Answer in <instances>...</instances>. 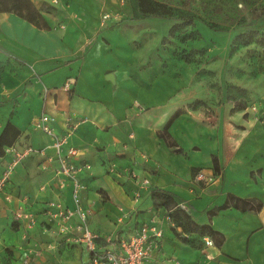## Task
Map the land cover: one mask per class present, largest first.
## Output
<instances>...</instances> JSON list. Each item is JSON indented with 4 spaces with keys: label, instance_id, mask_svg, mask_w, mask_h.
I'll return each mask as SVG.
<instances>
[{
    "label": "rangeland",
    "instance_id": "1",
    "mask_svg": "<svg viewBox=\"0 0 264 264\" xmlns=\"http://www.w3.org/2000/svg\"><path fill=\"white\" fill-rule=\"evenodd\" d=\"M156 1L171 6L172 14L143 15L138 11V0H32L40 9L49 28L41 29L33 24L32 27L0 17V82L3 85V92L7 93V90L15 86L14 80H18L19 71L32 64L28 59L67 52H71L66 54L67 58L80 57L83 55L81 50L91 43L93 32H96L99 26L103 29L108 28L109 31L106 32H130L125 36V43L131 49L132 63L129 70L122 71L120 76L133 83L132 85L125 83L123 86L127 90L123 91L125 96L131 99V103L124 108L125 119L135 122L139 120V115L143 111L158 106L157 110L161 111L158 112L160 122L158 126L162 130L174 111L179 110V115L171 124L179 131L177 135L179 141L174 139L178 146L187 145L195 154L202 148L206 150L209 144L220 145L230 150L247 147L252 150L251 158L264 161V37L252 35L250 42L246 44H242L237 37L238 33L243 31L264 30V0ZM176 23L181 25L172 34L169 33V29ZM103 44L108 45L109 41L104 40ZM66 61L56 59L54 63ZM98 69L97 64H93L89 71L91 85L96 79L93 71ZM68 78L57 87L58 91L62 90L67 94L75 92V83L70 84L67 89L64 88ZM105 78L106 75H103V79ZM84 86V94H91V88L85 84ZM19 90L20 87L11 91L12 93L8 92V97H4L2 104L8 103L7 108L10 109L16 107L19 103V98L16 97L22 93ZM254 103L257 105L256 116ZM36 106L37 103L30 107ZM3 112L0 108V115ZM188 124L193 127L194 132L191 129H186L187 132L179 130ZM118 126L126 137L132 132L128 131L124 122ZM170 127L168 131L171 136ZM125 136L124 141L127 140ZM100 138L106 140L101 136ZM176 148V146L169 148L172 152L170 155L182 160L183 154ZM121 157H124V154L115 152L111 158H102L99 164H94V168L96 171L99 170L100 174L89 181L88 189L98 191L96 196L99 201L110 200L112 204H121L118 197L107 189L108 181L105 178L106 174H110L112 179L118 177L114 173L116 170L114 164H110L111 166L108 164ZM198 157L205 160L204 153ZM162 158L169 160V163L164 161L165 164L177 168L181 174L184 173V163L174 164L173 160L166 158L164 154ZM123 163L120 161L118 167L122 168ZM38 164L31 166L32 172L27 181V189H22L20 184L16 188L14 178L9 188L19 197L24 194L30 203L33 202L34 210L38 214L39 227L50 230V225L42 219V209L46 200L55 198L52 189L58 188V176L52 171H44L42 167H37ZM143 165L147 163L144 162ZM261 169L264 167H255L249 173L255 179L256 175L261 174ZM198 171L197 169L193 173L191 170L189 181L204 187L206 184L195 177ZM99 177H101L98 180L99 184L92 181ZM35 188L37 191H46V196L41 199L34 198L32 194ZM141 190L142 188L134 190L133 193V200L138 202V205L139 202L142 203ZM119 207L121 208L117 210L121 214L116 216L117 222L126 214V209ZM6 210H8L6 213L0 211V224L9 226L18 224L10 208ZM146 210L148 209L141 211ZM175 210L174 207L168 208L171 217ZM148 211L150 214L163 217V213ZM111 216L115 217L113 214ZM170 222L169 226L172 227L173 223ZM100 223L101 220L95 216L91 223L92 228H96ZM53 227L57 228V225L53 224ZM176 230L181 234L180 238L175 235L171 237V231L167 227L161 237V242L163 238L170 249L172 247V251L163 257L166 264L170 263L171 252L175 249L176 255L178 250L180 251L178 257L185 260L194 258L195 253L187 251L186 247L182 248L184 245L197 250L199 255L201 253L200 256H203L202 252L205 254V247L209 245L204 244L198 235L192 232L185 233L181 227H176ZM57 235L65 234L55 233L54 236ZM72 243L79 252L77 247L79 243L75 241ZM74 246L64 247L57 243L50 249L59 252L60 255L64 254L69 260L75 251ZM5 253L0 262L9 264V250L5 249ZM39 264H43V261L41 260Z\"/></svg>",
    "mask_w": 264,
    "mask_h": 264
},
{
    "label": "crops",
    "instance_id": "2",
    "mask_svg": "<svg viewBox=\"0 0 264 264\" xmlns=\"http://www.w3.org/2000/svg\"><path fill=\"white\" fill-rule=\"evenodd\" d=\"M0 15L11 22L16 20L34 27L31 23L12 15V13H0ZM106 30L109 31L108 28L103 29L99 26L97 31L93 32V40L83 47L81 50L83 55L80 57L67 58L66 54H71V52H67L28 59L32 64L19 71L18 80H14L15 86L7 90V93H12L11 91L20 87L19 91H22L21 95L16 97L19 98L18 105L13 109L7 108L8 103L2 104L4 97H8V95L3 92V85L0 82V108L4 111L0 115V131L6 120L10 119L21 130V134L15 141L16 145L30 143L34 147H44L45 153L49 155L53 153V149L49 146L50 138L40 131L32 130L29 127V121L42 111L47 110L54 116V121L51 124L55 131L64 132L67 128L65 118L68 116L72 118L75 128L64 149L69 145L80 148L83 154L82 159L91 165L89 170L85 169L80 172L81 179L86 185V189L82 192V202L89 205L92 211L89 217L90 229L98 233L101 238L108 235L112 237L120 234L125 235L140 224L149 222L154 214H150L151 212L148 210L154 213H163V215L167 213L168 210L155 205L152 198L151 189L159 187L173 192L188 205L190 215L196 222L210 223L224 236L221 245L212 244L205 247V254L202 252L203 256H200L201 253L199 255L197 250L184 245L182 248L186 247L187 251L195 253L192 260L178 257L180 251L178 250L176 255L177 249L173 250L169 264H175L176 260L183 264H264V169H261V174L256 175L255 179L249 173L255 167H264V161L251 158L252 150L247 147L241 150L240 148L237 150L231 148L230 150L216 144H209L206 150L202 148L198 154L192 152L187 145H182L183 150L179 152H182L183 156L180 160L170 155L172 152L169 151V147L157 135V131L160 130L158 112H161L157 110L158 106L143 111L139 115V120H135V122L125 119L124 108L131 103V99L129 96H125L123 91L127 90L123 86L126 85L125 83L131 85L133 83L129 82L131 81L129 79L120 78V76L122 71L129 70L132 63L131 49L125 43V36L130 32H106ZM2 33L4 34V32ZM104 40L109 41V44L104 45ZM56 59H66L67 61L55 64ZM93 64H97L99 69L93 71L96 79L92 81L93 85H91L89 71ZM107 70L113 73V80L103 79V75L109 73ZM68 77L73 78L75 83V92L71 94L57 89ZM84 84L91 88V94H84ZM45 90L48 91L47 94ZM36 103V107H30ZM254 111L256 116L257 111ZM156 115L157 119H155ZM123 122L128 131H132L127 137L118 126ZM186 129H191L194 132L190 124L179 130L187 132ZM178 132L177 127L171 125V136L177 141H179ZM100 136L106 140L101 139ZM123 136L127 140L124 141ZM115 152L124 154V157L115 158L108 164H114V169H116L114 173L118 177L112 179L110 174H106L105 178L108 181L107 189L112 195L118 197L121 204H112L110 200L99 201L96 196L98 191L88 189L89 181L100 174L99 170L96 171L94 168V164H99L102 158H111ZM162 153L166 158L173 160L174 164L184 163V173L181 174L177 168L165 164L164 161L168 162L169 160H164ZM202 153L205 155V160L197 158ZM213 155L217 157L219 169L216 177L204 187L189 181L192 167L201 168L206 173L212 172ZM120 161L124 162L122 168L118 167ZM144 162L147 165H143ZM37 163H39L37 167H42L41 169L44 171L55 173L56 159L46 162L43 155L39 153L27 156L17 164L6 186V191L14 196V203L11 205L1 199L0 211L2 213H6L7 208L13 212V209L17 207L37 213L34 210L35 205L33 202L30 203L26 195L23 194L19 197L15 191L9 188L12 178H14L16 188L20 184L22 189H27V181L32 172L31 166ZM3 166L4 157L1 156L0 173ZM134 176L135 179H133ZM100 179L101 177L92 181L98 183ZM142 180H147L145 186L141 184ZM141 188L140 201L142 203L139 202V206L138 202L133 200V193L134 190ZM33 192L32 196L37 199L46 196L44 190L37 191L35 188ZM52 192L55 198L51 200H59L72 207L69 187L52 189ZM228 192L240 197H257L262 200V207L257 212L240 211L234 207H228L220 210L218 214L209 216L208 210L223 203ZM47 201L49 200L45 201V205ZM119 206L126 209V214L117 222L116 216L121 214L117 210L121 208ZM146 208L148 210L141 211ZM112 214L115 217H112ZM95 216L101 220V223L96 226L97 229L92 228L91 225ZM162 227L163 232L166 227L169 228L171 237L175 235L168 222H163ZM54 235L52 230L41 229L39 222L31 229L20 223L15 226L0 224V258H3L6 254L5 249H8L9 264H39L41 260L43 264H89L87 254L81 244L77 246L79 247L78 252L72 239L66 238V235H57L56 237ZM197 237L202 238L199 235ZM102 239L97 241L98 244L102 243ZM178 242L180 241L178 240ZM57 243L64 247L73 245L75 251L72 253V258L69 257L68 260L64 254L60 255L59 252L50 249ZM170 250L172 251V247L170 249V246L162 238L159 248L153 251L144 264H166L163 257L168 255ZM0 264L3 263L0 262Z\"/></svg>",
    "mask_w": 264,
    "mask_h": 264
},
{
    "label": "built area",
    "instance_id": "3",
    "mask_svg": "<svg viewBox=\"0 0 264 264\" xmlns=\"http://www.w3.org/2000/svg\"><path fill=\"white\" fill-rule=\"evenodd\" d=\"M74 83L73 78H68L64 88H68ZM47 94L48 91L45 90ZM257 105L253 104V109ZM54 116L51 112L45 110L34 116L31 120L30 128L34 131H40L48 136L51 140L49 146L53 149V153L47 155L44 147H34L32 144L18 146L13 143L4 149V166L0 173V200L8 204L14 203V196L6 191V186L10 177L22 160L32 153L43 155L44 160L49 162L57 160L55 174L58 176L57 187L64 189L69 187L71 192L72 207L67 206L59 200L47 201L43 211L42 219L50 225V230L54 233L65 234L68 239H72L84 248L87 254V262L89 264H144L145 260L159 248L161 237L163 235V222H170L168 213H164L163 217L154 215L149 222L140 224L127 234H120L116 237L101 236L93 232L89 227V217L92 214L89 205L82 202V192L86 189V185L81 179L80 172L89 170L91 165L84 161L82 150L75 146H67L68 138L72 134L75 123L70 116L65 118L66 130L64 132L55 131L53 125ZM217 174L206 173L199 170L196 174L198 181L205 184L210 183ZM147 183L142 180L141 184ZM138 195V192L136 193ZM182 208L189 211V207L182 202ZM15 221L26 228H34L38 224V214L31 212L23 207L13 209ZM160 217L163 219L160 221ZM57 225V228L53 227ZM47 229V228H46ZM102 239V243L98 244V240ZM206 245H212L211 238L204 236L201 238ZM175 264H183L175 261Z\"/></svg>",
    "mask_w": 264,
    "mask_h": 264
},
{
    "label": "trees",
    "instance_id": "4",
    "mask_svg": "<svg viewBox=\"0 0 264 264\" xmlns=\"http://www.w3.org/2000/svg\"><path fill=\"white\" fill-rule=\"evenodd\" d=\"M138 11L143 15H170L173 12V8L168 4L159 2L156 0H138ZM0 12H12L18 17L24 19L25 21L33 24L34 26L47 29L49 25L42 15L40 9H38L32 2V0H0ZM181 24L176 23L170 29L169 33H173L177 27ZM252 35H258L264 37V30H250L238 33L237 37L240 38L242 44L250 42V37ZM179 115V110L174 111V113L169 117V119L164 124L162 130L157 131V135L161 137L165 144L170 148L176 146L178 151H182V147L178 146L173 138L169 134V127L175 118ZM21 130L17 127L10 119H7L2 130L0 131V156L4 155V149L6 146H10L19 137ZM213 161V173L218 174L219 169L217 166L216 155L212 156ZM201 168L192 167L191 170L194 173L196 170ZM151 194L155 205L168 208H176L173 216H170V223H173L171 230L176 237L180 238V233L176 230V227L182 228L183 232H192L193 234L199 235L200 237L207 236L212 239L213 244L219 246L222 244L224 236L223 234L214 229L210 223H198L190 215L189 211H186L180 206L183 202L178 198L173 192L154 187L151 189ZM171 204V205H170ZM188 206V205H187ZM228 207H234L240 211H252L257 212L262 207V200L257 197H240L234 193H226L223 203L215 205L208 210L209 216L218 214L220 210L226 209ZM203 241V240H202Z\"/></svg>",
    "mask_w": 264,
    "mask_h": 264
},
{
    "label": "water",
    "instance_id": "5",
    "mask_svg": "<svg viewBox=\"0 0 264 264\" xmlns=\"http://www.w3.org/2000/svg\"><path fill=\"white\" fill-rule=\"evenodd\" d=\"M106 78L110 79V80H113L114 79V75L112 72H109L106 74Z\"/></svg>",
    "mask_w": 264,
    "mask_h": 264
}]
</instances>
